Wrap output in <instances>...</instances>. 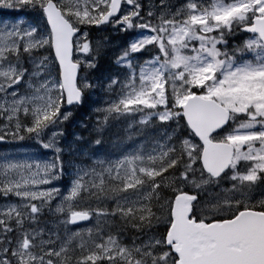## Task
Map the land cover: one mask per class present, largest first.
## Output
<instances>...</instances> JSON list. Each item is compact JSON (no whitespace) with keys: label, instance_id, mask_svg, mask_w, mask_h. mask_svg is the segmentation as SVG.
I'll use <instances>...</instances> for the list:
<instances>
[{"label":"snow or ice","instance_id":"1","mask_svg":"<svg viewBox=\"0 0 264 264\" xmlns=\"http://www.w3.org/2000/svg\"><path fill=\"white\" fill-rule=\"evenodd\" d=\"M0 9V264H264V0Z\"/></svg>","mask_w":264,"mask_h":264},{"label":"trees","instance_id":"2","mask_svg":"<svg viewBox=\"0 0 264 264\" xmlns=\"http://www.w3.org/2000/svg\"><path fill=\"white\" fill-rule=\"evenodd\" d=\"M113 41L120 42V38L113 36ZM110 56H111V50L106 55L101 56L100 61H99V67L95 70V73H94L95 77L104 78L105 76L117 71L116 67L111 63ZM86 106L76 112V117L73 121L79 122L83 118V116L87 114L86 112L87 110L85 111ZM123 127H124L123 122H121L120 124H114L112 128L109 129V134L113 136L114 138L118 136H123L124 135V132L122 131ZM81 131L82 129L78 127L77 132H81ZM83 135L87 137L88 133L83 132ZM69 139H71L70 133H69ZM86 146H87L86 144L81 145L82 148ZM0 147H3V146H0Z\"/></svg>","mask_w":264,"mask_h":264},{"label":"rangeland","instance_id":"3","mask_svg":"<svg viewBox=\"0 0 264 264\" xmlns=\"http://www.w3.org/2000/svg\"><path fill=\"white\" fill-rule=\"evenodd\" d=\"M8 16V10H4V9H0V18H6ZM87 110V111H86ZM86 112H88V107L86 106L85 109ZM84 117V116H83ZM78 123L76 121H73L71 124L68 125V132L71 134L72 132L76 131L77 132V128H78Z\"/></svg>","mask_w":264,"mask_h":264}]
</instances>
